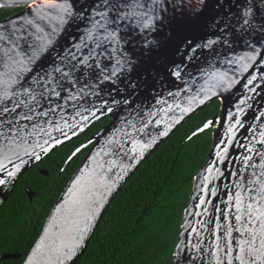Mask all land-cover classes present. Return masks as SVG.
Masks as SVG:
<instances>
[{
	"label": "water",
	"instance_id": "95a60500",
	"mask_svg": "<svg viewBox=\"0 0 264 264\" xmlns=\"http://www.w3.org/2000/svg\"><path fill=\"white\" fill-rule=\"evenodd\" d=\"M8 9L23 10L0 21V210L30 169L110 120L67 162L92 146L24 264H77L140 166L216 101L193 135L216 128L174 264H264V0H0Z\"/></svg>",
	"mask_w": 264,
	"mask_h": 264
},
{
	"label": "trees",
	"instance_id": "16d2710c",
	"mask_svg": "<svg viewBox=\"0 0 264 264\" xmlns=\"http://www.w3.org/2000/svg\"><path fill=\"white\" fill-rule=\"evenodd\" d=\"M22 10H0V21ZM221 107L216 101L194 115L140 166L113 201L77 264H174L195 177L207 162L216 128L193 135L220 116ZM109 123L95 124L21 177L0 210V254L20 257L0 264H24L91 146L66 167L67 162ZM28 189L36 194L32 202Z\"/></svg>",
	"mask_w": 264,
	"mask_h": 264
},
{
	"label": "bare ground",
	"instance_id": "6f19581e",
	"mask_svg": "<svg viewBox=\"0 0 264 264\" xmlns=\"http://www.w3.org/2000/svg\"><path fill=\"white\" fill-rule=\"evenodd\" d=\"M51 3H54V2H46V3H39V4H36V5H34V6H39V5H45V4H51Z\"/></svg>",
	"mask_w": 264,
	"mask_h": 264
},
{
	"label": "flooded vegetation",
	"instance_id": "af4514ba",
	"mask_svg": "<svg viewBox=\"0 0 264 264\" xmlns=\"http://www.w3.org/2000/svg\"><path fill=\"white\" fill-rule=\"evenodd\" d=\"M88 142H89V141H88ZM88 142H87V143H88ZM87 143H86V144H87ZM91 147H92V146H91ZM91 147H90V149H91Z\"/></svg>",
	"mask_w": 264,
	"mask_h": 264
}]
</instances>
